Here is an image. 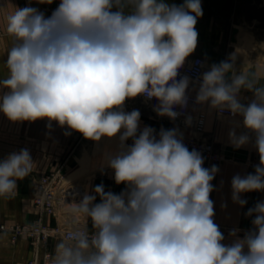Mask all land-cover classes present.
<instances>
[{
    "label": "clouds",
    "instance_id": "obj_1",
    "mask_svg": "<svg viewBox=\"0 0 264 264\" xmlns=\"http://www.w3.org/2000/svg\"><path fill=\"white\" fill-rule=\"evenodd\" d=\"M202 15L201 0H59L50 16L30 5L7 15L12 43L0 113L12 122L46 119L49 128L54 121L92 141L119 139L107 166L125 189L116 194L101 183L79 202L72 194L71 212L92 230L69 231L55 245L53 264H264V201L245 213L254 219L243 238L233 228L224 244L210 198L218 166L204 167L178 128L141 130L140 111L124 110L127 100L143 96L157 101L158 116L175 121V109L188 107L192 80L180 70L197 48ZM237 57L233 52L201 74L195 102L242 117L246 131L230 130L229 140L234 148L251 144L259 155L254 173L231 180L232 200L243 207L242 193L264 191V85L237 72ZM241 89L253 93L247 104ZM33 167L27 149L0 161V197H14Z\"/></svg>",
    "mask_w": 264,
    "mask_h": 264
},
{
    "label": "crops",
    "instance_id": "obj_2",
    "mask_svg": "<svg viewBox=\"0 0 264 264\" xmlns=\"http://www.w3.org/2000/svg\"><path fill=\"white\" fill-rule=\"evenodd\" d=\"M166 2L182 4L184 0ZM29 5L38 9L53 8L54 2L43 4L37 3L36 0H0V78L7 75L4 62L12 43V37L6 30V17L15 11L16 7L23 8ZM201 6L203 15L198 18L196 24L198 44L189 57H201L207 64L206 70L216 63L219 55L222 54L226 60L231 53L237 52V72L242 70L253 73L259 84L264 85V0H201ZM51 13L44 14L50 16ZM239 96L245 102L249 97H253V93L241 89ZM134 109L141 113V130L145 126L156 131L162 127L164 129L176 127L183 136L214 144L215 149L223 156L220 162H210L202 155L204 167L211 168L212 165H216L219 168L212 181L215 190L210 194L214 201V222L226 234L224 244L232 242L229 232L233 228H239L241 230L239 236L243 238L245 231L252 228L251 221L254 219L245 213L257 202L264 201V191L242 193L241 198L247 200L243 207L232 200L233 176L254 173L253 164H259L258 152L251 144L234 148L229 140L230 130L235 129L239 135L246 129L240 131L239 125L219 124L216 110L210 109L206 104H188L186 109H180L185 113V117L175 121L158 116L143 100H139L135 107H132V99L127 100L124 110L131 112ZM188 116L192 117L190 126L185 123ZM196 118L202 120L203 127H200V130L195 126ZM47 125L46 119L35 122H12L0 113V161L13 152L27 149L34 162L31 174L24 180L17 181L16 195L11 198L0 197V223L28 224L36 220L39 215L30 199L32 181L57 168L61 169L62 174L72 175L77 181H89L86 182L89 193L101 183L104 184L105 191L116 194L125 189L124 184L115 183L112 169L100 167L107 163L109 155L115 154L119 144L118 136L112 139L102 137L98 142L93 141L90 148L89 144H86L89 139H85L80 133L67 129L66 126L62 128L54 121L51 128ZM66 131L70 134L65 135ZM101 141L103 145L100 144ZM126 143L130 145L132 140L129 139ZM96 202H99V197ZM41 222L51 226L55 224L54 218L46 215L41 217ZM87 227L92 230L90 221H87ZM60 241L51 239L48 242L47 249L53 256L55 245ZM32 256V246L27 239L21 238L12 243L8 234L0 233V264H27Z\"/></svg>",
    "mask_w": 264,
    "mask_h": 264
},
{
    "label": "built area",
    "instance_id": "obj_3",
    "mask_svg": "<svg viewBox=\"0 0 264 264\" xmlns=\"http://www.w3.org/2000/svg\"><path fill=\"white\" fill-rule=\"evenodd\" d=\"M53 8H39L43 13L53 12L57 7L59 0H53ZM206 63L201 57H188L184 67L180 70V75H187L191 78L192 83L189 86V103L194 104L196 97V90L198 89V81L203 72H205ZM141 100L153 110L157 104L155 99L147 100L143 96H138ZM181 112L177 118L185 117V113L179 107L175 109ZM154 111V110H153ZM219 117H231L232 115L224 111L223 113L216 110ZM170 120L168 117H162ZM176 119V120H177ZM172 121V120H170ZM202 120H198L201 124ZM200 130V127L197 128ZM157 133L159 131H156ZM185 145L189 150H198L205 158L213 163H218L222 160V154L217 151L214 144L209 141L196 140L194 137L183 136ZM258 165L254 163L253 166ZM66 175L61 173V169L57 168L52 172L41 175L32 181L30 187V199L34 209L37 211L39 217L28 224H5L0 223V233H6L10 237V241L15 243L21 238L27 239L32 246V258L28 260L27 264H53L54 256L48 251V242L51 239L64 240L67 239L68 232L74 228L87 227V221L81 216H75L70 210V204L73 201V193H79L75 197L76 201L83 196L86 189L85 186L79 182H65ZM50 216L55 220L54 225H47L41 222L42 216ZM88 228V227H87ZM89 231H91L88 228ZM220 231L226 237L223 230Z\"/></svg>",
    "mask_w": 264,
    "mask_h": 264
},
{
    "label": "rangeland",
    "instance_id": "obj_4",
    "mask_svg": "<svg viewBox=\"0 0 264 264\" xmlns=\"http://www.w3.org/2000/svg\"><path fill=\"white\" fill-rule=\"evenodd\" d=\"M222 55V54H221ZM206 66H207V64H206ZM207 68V67H206ZM208 70H210V67L208 68V69H206L205 71H208ZM197 91V90H196ZM239 98V100H240V102L241 103H244V104H247V103H249L252 99H253V97H249L247 100L248 101H242V98L239 96L238 97ZM139 100H141L139 97H136V98H133L132 99V107H135V106H137L138 104H139ZM198 119L199 118H196L195 119V126L196 127H203V124H200L199 122H198ZM201 119H203L202 118V116H201ZM218 123L219 124H221V125H231V124H235V125H239L240 126V128H239V130L241 131V130H244L245 128L243 127V122H242V117H240V116H235V117H233V116H231V117H218ZM92 140H89L86 144H89V147L91 146L92 147ZM100 144H102L103 145V141H101L100 142ZM90 147V148H91ZM117 151V150H116ZM115 151V152H116ZM90 167V166H89ZM100 167H102V168H107L108 166H107V163H104L103 165H101ZM67 177H68V179L71 181V182H79V181H77L72 175H66ZM84 186H85V189H86V191H87V185H86V182H88L89 183V181H87V180H81L80 181Z\"/></svg>",
    "mask_w": 264,
    "mask_h": 264
},
{
    "label": "water",
    "instance_id": "obj_5",
    "mask_svg": "<svg viewBox=\"0 0 264 264\" xmlns=\"http://www.w3.org/2000/svg\"><path fill=\"white\" fill-rule=\"evenodd\" d=\"M224 60V56L223 55H219L216 61V64H218L220 61ZM228 77H230L231 73L227 74Z\"/></svg>",
    "mask_w": 264,
    "mask_h": 264
},
{
    "label": "bare ground",
    "instance_id": "obj_6",
    "mask_svg": "<svg viewBox=\"0 0 264 264\" xmlns=\"http://www.w3.org/2000/svg\"><path fill=\"white\" fill-rule=\"evenodd\" d=\"M64 180H65V182H71V181L68 179L67 176H65ZM35 218H36V217H35Z\"/></svg>",
    "mask_w": 264,
    "mask_h": 264
}]
</instances>
